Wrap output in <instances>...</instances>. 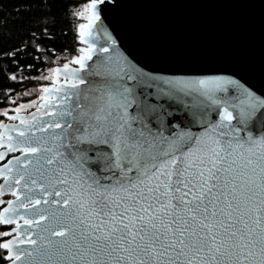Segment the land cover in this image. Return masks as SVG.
Instances as JSON below:
<instances>
[{
    "label": "snow or ice",
    "instance_id": "snow-or-ice-1",
    "mask_svg": "<svg viewBox=\"0 0 264 264\" xmlns=\"http://www.w3.org/2000/svg\"><path fill=\"white\" fill-rule=\"evenodd\" d=\"M121 2L84 0L49 86L6 94L0 264H264V91L149 70L108 21Z\"/></svg>",
    "mask_w": 264,
    "mask_h": 264
},
{
    "label": "water",
    "instance_id": "water-1",
    "mask_svg": "<svg viewBox=\"0 0 264 264\" xmlns=\"http://www.w3.org/2000/svg\"><path fill=\"white\" fill-rule=\"evenodd\" d=\"M107 17L149 70L235 73L264 91V0H122Z\"/></svg>",
    "mask_w": 264,
    "mask_h": 264
},
{
    "label": "trees",
    "instance_id": "trees-1",
    "mask_svg": "<svg viewBox=\"0 0 264 264\" xmlns=\"http://www.w3.org/2000/svg\"><path fill=\"white\" fill-rule=\"evenodd\" d=\"M84 0H0V111L13 107L35 94L30 90L49 85L40 79L79 47L75 28L81 19L72 15ZM41 51H37V49ZM18 52L16 56L10 53ZM16 75L18 79H10Z\"/></svg>",
    "mask_w": 264,
    "mask_h": 264
},
{
    "label": "rangeland",
    "instance_id": "rangeland-1",
    "mask_svg": "<svg viewBox=\"0 0 264 264\" xmlns=\"http://www.w3.org/2000/svg\"><path fill=\"white\" fill-rule=\"evenodd\" d=\"M83 22H85V21H83V20H81V23H83ZM47 86V85H46ZM38 90V89H37ZM37 90H35V89H33V90H30V91H27V92H29V93H32V95L33 94H35V91H37ZM32 98V97H31ZM30 98V99H31ZM33 99V98H32ZM29 100V99H28ZM5 110V109H4ZM3 111V110H2ZM4 119H6V118H4Z\"/></svg>",
    "mask_w": 264,
    "mask_h": 264
},
{
    "label": "flooded vegetation",
    "instance_id": "flooded-vegetation-1",
    "mask_svg": "<svg viewBox=\"0 0 264 264\" xmlns=\"http://www.w3.org/2000/svg\"><path fill=\"white\" fill-rule=\"evenodd\" d=\"M36 92H37V91H35V93H36ZM32 98H36V95H34ZM32 98H31V99H32ZM5 120H7V119H5ZM10 197H11V196H7L6 199H9Z\"/></svg>",
    "mask_w": 264,
    "mask_h": 264
}]
</instances>
